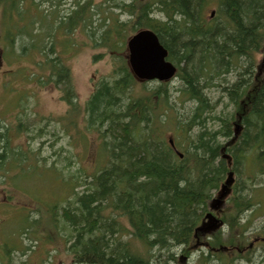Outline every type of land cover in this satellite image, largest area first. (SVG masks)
Returning a JSON list of instances; mask_svg holds the SVG:
<instances>
[{"label": "trees", "instance_id": "16d2710c", "mask_svg": "<svg viewBox=\"0 0 264 264\" xmlns=\"http://www.w3.org/2000/svg\"><path fill=\"white\" fill-rule=\"evenodd\" d=\"M25 1L0 0L4 28L10 35L14 32L9 25L10 13L21 16ZM42 2L49 4L48 8L60 6L56 0ZM115 10L124 11L135 23L123 25L114 18L107 26L100 19L101 23L94 26L98 19H92V14L97 16L98 11H103L113 15ZM210 10L214 15L207 19L205 12ZM46 11L38 21L45 29L41 39L34 33L37 22L30 18L29 29L15 30L27 34L30 40L28 47L19 41L21 53L40 55L46 61L31 66L26 77L29 83L58 89L67 106L65 122L61 124L64 134L76 130L77 137L85 138L88 132H94L101 156L91 177L84 176L86 172L81 169L70 174L66 184L73 200L52 209L47 216L49 223L45 227L53 231L48 242L64 241L66 253L77 264L175 261L172 249L181 248L182 254L189 252L195 243L194 230L213 192L219 190L231 171L236 178L228 199L230 214L222 220L231 237L227 243L231 248H240L238 242L252 226L249 220L246 226L241 223V216L254 207L251 187H264V180L258 179V175L264 176V79H259L260 73L251 77L253 57L264 47V0H132L122 6L111 3L107 8L98 4L95 11L90 9L89 22L88 10L82 6L62 16L49 14L51 19H47ZM159 13L163 19L154 18ZM100 25L106 30L103 27L104 31L97 35ZM77 28L94 46L111 51L122 44L119 39L126 31L151 29L177 68L175 78L182 88L174 102H193L183 114L184 119H179L180 113L169 103L166 84L147 90L145 83L133 79L120 57H114L116 66L109 78L99 80L93 93L80 104L69 71L55 48L56 40L60 43L63 36L66 49L62 54L73 49L78 44L72 36ZM45 36L51 39L49 48L43 41ZM31 49L35 52L29 53ZM240 59L245 66L222 89L233 112L227 116L218 114L214 105H209L205 89L214 76L232 73ZM137 85L142 87L139 92L135 90ZM80 110L85 113L82 129L75 127ZM169 125L172 128L168 130ZM21 131L28 133V128ZM6 132L0 130V170L6 162L18 168L34 160L32 152L11 150ZM170 138L175 149L169 144ZM11 155L14 158L9 160ZM72 157H64L63 162H72ZM247 161L254 167L251 173L245 172ZM47 168L55 169L49 165ZM55 172L58 174V170ZM77 188L81 190L75 193ZM42 219L39 224L44 225ZM126 233L129 238L123 240ZM219 234L208 240L211 248H223L220 246L224 240ZM219 249L201 252L198 264H212V256L219 264H233L240 258L234 259ZM161 257L166 260L159 263Z\"/></svg>", "mask_w": 264, "mask_h": 264}, {"label": "rangeland", "instance_id": "374dc122", "mask_svg": "<svg viewBox=\"0 0 264 264\" xmlns=\"http://www.w3.org/2000/svg\"><path fill=\"white\" fill-rule=\"evenodd\" d=\"M41 1L43 0H26L25 3L27 5L25 4L21 16L14 12L10 13L9 25L14 31L12 32L13 36L5 31V15L0 9V130L7 131V142L11 150L18 149L26 153L32 152L34 156V160H29L27 164L23 162L18 168L6 162L3 169L0 170V264H77L72 260L71 255L66 253L64 241L61 240L58 243L48 242L47 239L52 230L50 229L48 232V228L45 227L49 223L47 216L50 215L52 209L59 205H66L68 200H73L71 191L70 189L68 190L70 186L66 184L70 174L75 173L77 169H81L86 172L84 176L91 177L97 169L98 160L101 157L98 151L97 135L94 132H88L85 138L77 137L76 130H69V134H64L61 124L65 122L64 116L67 113V106L61 101L58 89L50 85L40 87L29 83L26 76L31 71V66L33 67L34 64H41V62L45 63L46 61L40 55L30 56L29 54L27 55L28 52L21 53L19 41L24 43L23 46L28 47L30 40L27 34H20L21 31L15 32V30L20 27L25 30L29 29L30 18V21L37 22L34 25L35 32L34 30L33 32L41 39L45 29L42 28L38 21L42 17L40 14L45 13V10H47L46 13L48 14L47 19H51L49 14L54 16L57 13V15L62 16L63 13L72 11L76 6L86 5V1L90 2V9L95 11L98 4H100V7L107 8L111 3L121 4L122 1V4H128L132 0H111L107 5L106 2L108 0H56V2L59 1L60 8H48L49 4L40 3ZM50 2H54V0H49ZM155 7L153 6L152 9L154 10ZM209 12H205L207 19L211 18ZM114 18L119 24L122 23L123 25H126V23H132L133 25L135 23V19L133 21L124 11L115 10L113 15L103 11H98L97 16L92 14V19H98L94 26L101 23L100 19H104L105 24L109 26ZM154 18L163 19L160 13L155 14ZM6 21L7 19L5 23ZM101 27L102 29H99ZM103 27L101 25L98 26L97 29L99 30L96 29L95 31L98 32L97 35L101 34L104 29L106 30ZM135 31L128 30V32L123 33V38L120 37L119 39L122 44L112 51L109 48L94 46V42L85 33H82L83 31H80L79 28L72 33L78 44H75L73 49H68L66 54H62V51L66 49L62 45L64 37L62 36L60 43L56 40L57 45L55 46L54 43V46L60 54L59 59L69 71L80 104H83L93 93L99 80L109 78L113 67L116 66L113 60L114 57L126 60V42ZM91 38L94 39V35ZM114 40L116 41L117 38L114 37ZM43 41L49 48L48 43H50L51 39L45 36ZM79 44L81 45L78 46ZM34 52L35 49L29 51V53ZM253 58L254 70L251 73V77H254L253 74L260 73L259 79H264V47L263 51ZM181 65L179 64V67ZM243 66H245V62L240 59L237 61L236 69L232 73L227 75L222 73L214 76L208 88L205 89V94L210 99L209 105L211 107L214 105L216 113L220 114V112H223V115L227 116L233 112V105L229 104L225 99L222 89L227 87V82L232 83L237 78L236 76L242 71L241 67ZM259 67L260 69H258ZM162 84H166L165 89L168 92L169 103L174 105L176 111L180 113L181 117L179 119H184L185 116L183 114L193 106V102L189 100L182 101V103L174 102L177 99L178 91L182 88L178 78H174L167 83L148 82L145 83V88L147 90L154 89ZM141 89V86H135L137 92ZM30 91H33V93L30 94ZM80 112L81 114L77 118L78 126L75 127L82 129L85 122V113L81 110ZM19 125L22 126L18 128ZM26 127L28 128V133L22 132L21 130ZM171 128L169 125L168 130ZM70 155L75 158L72 157L73 160L70 163H64L63 158L70 157ZM13 158L11 155L9 160ZM36 159L38 160L36 161ZM48 165L55 169L47 168ZM239 168L241 169V167ZM57 170L58 174L55 172ZM253 171L254 167H251L250 161H247L245 172L251 173ZM3 174L5 175L4 177ZM258 179L263 181L264 176L258 175ZM81 188H77L75 193L79 192ZM251 188L253 189L251 195L254 207L251 209L252 211L245 212L241 216V223L246 226V221L249 220V222H252L251 228H257L255 233L264 235V228H262L264 227V187L259 189V185H255ZM218 193V191L213 192L210 200L216 199ZM230 208L231 205L226 199L224 205L218 211V214H221V219L229 216ZM41 218H43L42 222H44V225L39 224ZM121 223L126 227L128 226L124 220H121ZM249 231H245V235L241 237V242H238L239 250L236 252L233 248L231 253H229L234 259L240 256V258L234 260L233 264H264L263 252L256 254L255 258L248 255L247 249L253 240V234H250ZM221 232L222 234H219V236L222 237L224 243L220 247L229 250L231 247L227 241L231 237L226 233V227ZM51 237L54 238L52 235ZM128 238L129 235L126 233V236H123V240ZM120 240H122V237ZM235 242L237 243V241ZM193 244L190 245L192 249L187 252L190 255L189 258L182 255L185 257L183 261L181 259L182 256L179 258L183 250L181 248L172 249L173 254H175V261L166 262L165 264H198L199 254L201 252L206 254V250L198 248L197 251H194L198 245L194 247ZM212 259V264H219L215 257L212 256ZM164 260L166 258L161 257V262L159 261V263Z\"/></svg>", "mask_w": 264, "mask_h": 264}, {"label": "water", "instance_id": "95a60500", "mask_svg": "<svg viewBox=\"0 0 264 264\" xmlns=\"http://www.w3.org/2000/svg\"><path fill=\"white\" fill-rule=\"evenodd\" d=\"M213 15V13H212ZM127 63L133 77L140 82H167L176 73V67L167 60L168 52L159 42L157 35L148 29L140 30L127 41ZM172 144V141L169 140ZM233 182L232 173H229L221 193L215 202V209L221 205L222 199L228 193V186ZM222 225L211 214H206L201 225L197 228L202 234L216 230Z\"/></svg>", "mask_w": 264, "mask_h": 264}, {"label": "flooded vegetation", "instance_id": "af4514ba", "mask_svg": "<svg viewBox=\"0 0 264 264\" xmlns=\"http://www.w3.org/2000/svg\"><path fill=\"white\" fill-rule=\"evenodd\" d=\"M85 3H86V5H84L82 7H84V9L86 8L88 10V12H87V20L89 22L88 16L90 14L89 13L90 12V2L86 1ZM121 6H122V1H121ZM120 12H122V11H120ZM211 201L212 200H209L208 207H211L213 209V214L218 216L217 210H215L216 205L212 204ZM220 216H221V214L219 215V217ZM252 228H251L252 230L249 229L250 230L249 233L253 234L252 235L253 240L250 242L247 251H248V255L252 256V258H255L256 254H258V253L261 254V252H263V255H264V235L255 233V231L257 230L256 227H252ZM262 228H264V227H262ZM263 232H264V230H263ZM197 239L199 240V238H197ZM183 260H185V259H183Z\"/></svg>", "mask_w": 264, "mask_h": 264}, {"label": "bare ground", "instance_id": "6f19581e", "mask_svg": "<svg viewBox=\"0 0 264 264\" xmlns=\"http://www.w3.org/2000/svg\"><path fill=\"white\" fill-rule=\"evenodd\" d=\"M65 2V1H64ZM209 260V259H208ZM220 263V262H219Z\"/></svg>", "mask_w": 264, "mask_h": 264}]
</instances>
